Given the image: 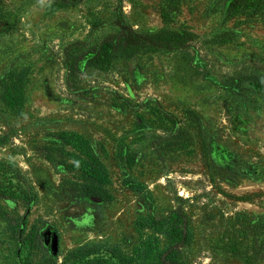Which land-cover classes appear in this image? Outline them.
<instances>
[{
    "label": "rangeland",
    "instance_id": "rangeland-1",
    "mask_svg": "<svg viewBox=\"0 0 264 264\" xmlns=\"http://www.w3.org/2000/svg\"><path fill=\"white\" fill-rule=\"evenodd\" d=\"M169 1L0 0V77L13 68L29 75L22 116L6 121L0 101V137L10 135L0 161L17 165L35 193L30 205L0 195L14 223L0 217V264L68 263L90 247L98 254L84 260L95 264H158L179 214L187 240L177 261L264 264V23L228 18L229 0H182L171 26L195 33L187 47L75 76L64 64L71 42L100 43L120 16L141 32L162 28ZM124 98L159 101L180 118L196 111L207 156L156 159L146 136L164 127L147 108L117 107ZM63 131L84 134L107 166L104 198L84 196ZM151 216L164 227L147 226Z\"/></svg>",
    "mask_w": 264,
    "mask_h": 264
},
{
    "label": "trees",
    "instance_id": "trees-1",
    "mask_svg": "<svg viewBox=\"0 0 264 264\" xmlns=\"http://www.w3.org/2000/svg\"><path fill=\"white\" fill-rule=\"evenodd\" d=\"M181 6L182 0H170L168 6L160 11L164 26L156 31L141 32L120 16L117 21L118 30L107 35L100 43L92 44L89 40L81 39L71 42L64 55V64L69 75L75 76L88 66L107 68L113 58H127L141 52H171L187 47L194 39L195 33L185 27L174 28L171 26L173 16L170 10L178 11ZM226 16L228 18L251 17L264 23V0H229ZM28 78L27 70L18 68H13L0 77L1 116L6 121L12 116H22L25 113ZM116 106L121 109L131 107L135 110L147 108L154 116V120L164 127L162 133L150 132L146 136L156 159L166 161L176 156H193L199 152H202L203 156H207L202 122L196 111L187 108L183 118H180L165 109L159 101L133 104L127 98L122 99ZM138 119L145 127L148 118L138 115ZM9 136V133L1 136L0 143L7 142ZM59 137L64 146L71 149L67 153L71 156L72 168L81 173L86 181L82 188L84 196L95 195L104 198L98 188L99 185L109 180V171L93 150L89 139L84 134L75 131H63ZM137 156L129 154L131 165L136 163ZM49 158L51 157L49 156ZM0 195L21 200L26 205H30L35 200V193L25 175L17 165L8 161H0ZM0 217L14 226L10 210L1 204ZM146 221L149 227L155 229L164 227L161 219L151 216ZM186 224L185 217L180 214L169 223L172 243L159 253L158 264H183L175 257L179 253L181 245L185 244L187 240ZM36 232L39 234V230ZM97 254L95 248H82L73 252L74 261L62 264H95L94 260L84 259L89 256L96 257ZM111 255L115 257L113 252ZM108 261L104 262L107 264Z\"/></svg>",
    "mask_w": 264,
    "mask_h": 264
},
{
    "label": "water",
    "instance_id": "water-1",
    "mask_svg": "<svg viewBox=\"0 0 264 264\" xmlns=\"http://www.w3.org/2000/svg\"><path fill=\"white\" fill-rule=\"evenodd\" d=\"M56 241H57V239L55 238L54 242H56Z\"/></svg>",
    "mask_w": 264,
    "mask_h": 264
}]
</instances>
